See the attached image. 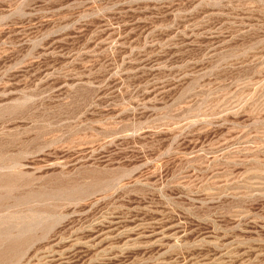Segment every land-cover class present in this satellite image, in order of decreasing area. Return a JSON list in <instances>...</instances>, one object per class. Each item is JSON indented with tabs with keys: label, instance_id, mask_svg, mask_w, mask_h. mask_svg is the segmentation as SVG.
I'll return each mask as SVG.
<instances>
[{
	"label": "rangeland",
	"instance_id": "obj_1",
	"mask_svg": "<svg viewBox=\"0 0 264 264\" xmlns=\"http://www.w3.org/2000/svg\"><path fill=\"white\" fill-rule=\"evenodd\" d=\"M0 264H264V0H0Z\"/></svg>",
	"mask_w": 264,
	"mask_h": 264
}]
</instances>
